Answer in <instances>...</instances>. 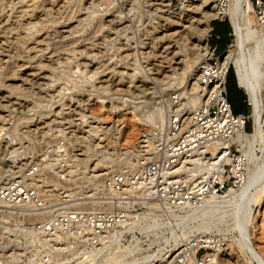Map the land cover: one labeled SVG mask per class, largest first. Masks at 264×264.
<instances>
[{
    "label": "rangeland",
    "instance_id": "obj_1",
    "mask_svg": "<svg viewBox=\"0 0 264 264\" xmlns=\"http://www.w3.org/2000/svg\"><path fill=\"white\" fill-rule=\"evenodd\" d=\"M104 1L4 0L0 16V184L17 175L24 165L37 160L42 177L53 180L51 183L60 190L68 188L71 184L57 182L48 172L55 157L45 156V144L54 138L65 139L76 152L63 168L66 174L81 180L95 177L96 181L101 180L111 165L113 151L133 145L143 127L149 125L135 121L132 97L160 104L164 94L172 91L178 94L169 78L184 66V56L200 22V0H190V4L179 8L178 0L169 1L167 6L150 4L132 13L126 10L125 3L129 0H120L108 12L100 8L95 10L98 14L94 17L89 14L93 4L102 6ZM214 3L218 4L219 0ZM215 18L229 22L225 15ZM215 18L209 21L210 26ZM29 26L34 27L29 29ZM124 27L127 30L123 31ZM230 31L232 39V27ZM240 89L247 100L244 88L240 86ZM231 91H235L234 86ZM123 94L130 99L126 104L122 102ZM180 99L181 105L191 111L183 105L185 100ZM118 104L123 105L121 111L114 109ZM247 105L250 114V105ZM262 116L264 120V110ZM108 129L111 139L104 136ZM251 130L250 116L246 131ZM54 171L59 174L57 169ZM259 178L262 184L264 174ZM80 183L76 182L73 187ZM172 221L171 213L168 222ZM262 224L264 194L258 206L253 207L248 227L252 247L264 259ZM228 225L229 222H219L222 231L215 226L200 231L187 228L188 239L178 237L175 250L166 248L158 238H153L151 245L150 239L143 245L140 239L138 248H124L138 252L125 259H141L164 244L158 260L148 263L163 264L165 253L175 252L191 238L205 234L213 238L214 247L208 250L217 252L214 256L218 262L214 263L220 264L221 255L231 253L233 260L254 264L239 251L236 232L227 230ZM30 233L36 236L33 230ZM25 242L17 217L0 216V264H19ZM110 252L107 257L121 261L120 256Z\"/></svg>",
    "mask_w": 264,
    "mask_h": 264
},
{
    "label": "built area",
    "instance_id": "obj_2",
    "mask_svg": "<svg viewBox=\"0 0 264 264\" xmlns=\"http://www.w3.org/2000/svg\"><path fill=\"white\" fill-rule=\"evenodd\" d=\"M251 3L264 28V0ZM3 11L4 0H0V16ZM212 29L211 25L206 37L209 53L199 62V80L207 87L202 104L188 113L176 92L164 94L162 127L145 125L133 145L113 151L111 165L101 180L66 174L63 168L76 152L65 139L54 138L45 144V156L55 157L48 172L57 182L71 184L68 188L60 190L53 180L42 177L37 160L0 184V216L17 217L26 240L19 264H110L107 247L116 244L111 238L135 212L132 209L166 217L168 207L196 204L210 192L224 194L245 183L247 157L236 137L246 129L250 114L232 109L226 87L229 65L218 62L219 54L209 41ZM145 139L151 150L143 149ZM224 141H228L224 154L229 160L206 170L199 185L191 183L195 176L191 170L175 172L182 162L190 164V156L210 155L211 151H205L207 144L220 146ZM222 150L217 147L216 152ZM78 181L87 183L73 187ZM211 247L214 245L205 235L191 239L173 253L169 264H216L212 254L217 252L208 250Z\"/></svg>",
    "mask_w": 264,
    "mask_h": 264
},
{
    "label": "bare ground",
    "instance_id": "obj_3",
    "mask_svg": "<svg viewBox=\"0 0 264 264\" xmlns=\"http://www.w3.org/2000/svg\"><path fill=\"white\" fill-rule=\"evenodd\" d=\"M117 1L120 0H105L102 6L93 4L89 14L94 17L98 14L95 10L100 11V8L102 12H108L112 8L113 3ZM169 1L129 0L125 5L127 12L132 13L146 8L150 4L167 6ZM215 1L200 0L202 9L200 12V22L198 23L199 26L198 28L195 27L194 30L196 35L193 42H190L191 46L187 49V54L184 56V66L180 72L172 74L169 81L175 85L178 95L185 100L184 106L186 105L192 110L202 104L207 87L199 80V62L210 50V47L206 43V36L210 28L209 21L215 17L227 16L233 29V38L229 41L226 50L217 56V59L219 64H230L235 68L238 83L244 88L249 100L252 130L247 132L245 129L236 137L241 143L242 153L247 157V179L242 186L238 187L239 189L229 188L228 192L226 191L224 194L210 192L203 200L196 204L181 205L178 208L168 207L166 217L157 215L156 213L133 212L128 219H125L116 228L115 236L111 238V242L114 243L116 241V244L114 246L108 245L107 247V250L112 251L110 253H113L116 257L120 256L119 259H121V261H116L113 256L107 257L110 264H148L149 261L158 260L157 258L164 250V244L166 248L170 247L175 250L178 237L182 240H187V228L200 231L215 226L218 231H222L223 229L219 226V222H229L227 230L236 232L235 242L239 251L243 253V256L245 255L254 264H264V259L252 247L251 233L248 232L250 214L253 207L256 208L258 206L264 194V182L259 184V177L264 174V120L262 116L264 110V28L259 23L260 13H257L253 8L251 0H227L226 3L224 2L225 0H219L218 4L214 3ZM188 4H190V0H178V8ZM262 11H264V6H262ZM30 27L33 28L34 26H29L28 28L30 29ZM125 30H127L126 27L123 28V31ZM192 75H194V80L191 78ZM186 83L187 86L185 87ZM126 97L124 94L121 96L122 102L125 104L129 99ZM132 98L134 99L131 101L133 102L135 121L140 124L148 123L151 127L161 128L164 118L163 113L166 107V104H162V99H159L161 101L160 104H156V101L153 100H139L140 98L135 100L137 98ZM103 101L102 99L101 102ZM179 103L181 105V99ZM114 109L121 111L123 105H115ZM82 117L85 116L82 115ZM111 135L112 133L109 129L104 131L106 138L111 139ZM144 143L145 147L143 149L151 150L152 146L149 140L145 139ZM227 146L228 141H224L220 146L209 143L205 146L207 149L205 151H211L210 155L190 156L187 160L190 164L182 162L175 172L180 169L184 171L191 170L195 174L191 178V183L199 185L206 176V170L221 166L223 161L229 160V157L224 154ZM217 147L218 149L223 148L222 152H216ZM1 206L0 202V210H2ZM46 210L49 211L48 209ZM171 213L174 222H168ZM165 228L167 229L164 231ZM178 229L180 232H178ZM153 238L155 240L157 238L160 241L162 240L163 246L152 253L142 256L141 259L135 257L125 259L127 256L131 257L132 254L138 253L137 251L129 252V250L124 249L126 246H133L136 249L138 248L140 239H142L141 245L145 244V240L148 239L151 240L149 244L151 245L154 242ZM207 240L211 243L213 238H207ZM172 252L168 251L164 254L163 264H169L172 256L170 258L168 256L169 254L173 255L174 252ZM214 254H212L213 261L217 260V263L218 259L215 258ZM220 264H243V262H240L238 259L233 260V254L231 253H225L221 255Z\"/></svg>",
    "mask_w": 264,
    "mask_h": 264
},
{
    "label": "crops",
    "instance_id": "obj_4",
    "mask_svg": "<svg viewBox=\"0 0 264 264\" xmlns=\"http://www.w3.org/2000/svg\"><path fill=\"white\" fill-rule=\"evenodd\" d=\"M213 29L211 31L210 43L215 45V52L222 53L228 47L231 40L230 28L232 27L228 21L224 18H216L213 22ZM233 30V29H232ZM227 46V47H226ZM238 86V85H237ZM233 104L235 106V112L247 113L248 105L243 91L240 86L232 94Z\"/></svg>",
    "mask_w": 264,
    "mask_h": 264
},
{
    "label": "trees",
    "instance_id": "obj_5",
    "mask_svg": "<svg viewBox=\"0 0 264 264\" xmlns=\"http://www.w3.org/2000/svg\"><path fill=\"white\" fill-rule=\"evenodd\" d=\"M216 19V18H215ZM212 20V25L214 24V20ZM226 20V19H225ZM227 21V20H226ZM231 35V31L229 33ZM231 68H232V71H231ZM234 86V89L236 91V89L238 88L237 86V83H236V78H235V74H234V70H233V66L232 65H229L228 67V71H227V75H226V87H227V90H228V97H229V100L232 104V109L235 111V106L233 104V100H232V94L233 92L235 91H231V87Z\"/></svg>",
    "mask_w": 264,
    "mask_h": 264
},
{
    "label": "water",
    "instance_id": "obj_6",
    "mask_svg": "<svg viewBox=\"0 0 264 264\" xmlns=\"http://www.w3.org/2000/svg\"><path fill=\"white\" fill-rule=\"evenodd\" d=\"M228 20H229V18H228ZM229 23H230V20H229ZM230 25H231V23H230ZM233 70H234V74H235V78H236V83H237L238 86H240L239 83H238V80H237V76H236V72H235V68L234 67H233Z\"/></svg>",
    "mask_w": 264,
    "mask_h": 264
}]
</instances>
